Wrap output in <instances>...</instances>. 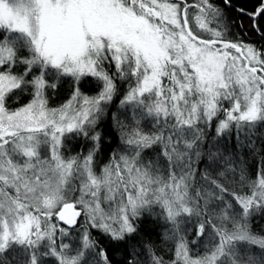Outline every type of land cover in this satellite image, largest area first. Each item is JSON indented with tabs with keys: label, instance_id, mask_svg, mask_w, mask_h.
<instances>
[{
	"label": "snow or ice",
	"instance_id": "snow-or-ice-1",
	"mask_svg": "<svg viewBox=\"0 0 264 264\" xmlns=\"http://www.w3.org/2000/svg\"><path fill=\"white\" fill-rule=\"evenodd\" d=\"M0 264H264V0H0Z\"/></svg>",
	"mask_w": 264,
	"mask_h": 264
},
{
	"label": "trees",
	"instance_id": "trees-1",
	"mask_svg": "<svg viewBox=\"0 0 264 264\" xmlns=\"http://www.w3.org/2000/svg\"><path fill=\"white\" fill-rule=\"evenodd\" d=\"M247 2H252V0H247Z\"/></svg>",
	"mask_w": 264,
	"mask_h": 264
}]
</instances>
